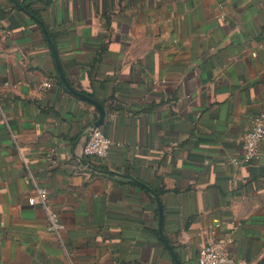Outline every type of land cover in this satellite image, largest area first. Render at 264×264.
<instances>
[{
	"label": "crops",
	"instance_id": "crops-1",
	"mask_svg": "<svg viewBox=\"0 0 264 264\" xmlns=\"http://www.w3.org/2000/svg\"><path fill=\"white\" fill-rule=\"evenodd\" d=\"M17 2L40 21L0 0V264H175L157 201L179 264L211 234L235 264H264V140L233 161L264 111V0ZM42 28L105 110L103 162L82 153L99 113L58 79ZM37 188L60 238L28 204Z\"/></svg>",
	"mask_w": 264,
	"mask_h": 264
},
{
	"label": "built area",
	"instance_id": "built-area-1",
	"mask_svg": "<svg viewBox=\"0 0 264 264\" xmlns=\"http://www.w3.org/2000/svg\"><path fill=\"white\" fill-rule=\"evenodd\" d=\"M1 34H7L4 31ZM6 86L9 84L6 83ZM51 87L50 81L42 83L41 88L48 90ZM264 140V111L260 112L252 122L251 129L246 133L242 142L241 157L234 159V163L241 165L250 164L258 159L260 155V145ZM113 146L111 139L105 137L97 128H92L87 134V141L83 147V155L97 162L107 159L110 149ZM32 181V176L28 177ZM28 204L34 206L39 204L46 211L47 222L46 231L57 238H60L64 230V224L60 221L58 214L53 210L48 192L45 189L37 188L36 196L28 199ZM197 264H235L232 256L223 246L217 243L212 234L201 248L197 255Z\"/></svg>",
	"mask_w": 264,
	"mask_h": 264
},
{
	"label": "water",
	"instance_id": "water-1",
	"mask_svg": "<svg viewBox=\"0 0 264 264\" xmlns=\"http://www.w3.org/2000/svg\"><path fill=\"white\" fill-rule=\"evenodd\" d=\"M13 2V4L18 8V9H22L20 4L17 2V0H11ZM44 33H45V36H46V39H47V42L49 44V47H50V50L53 54V57H54V62H55V66H56V70H57V73H58V78L60 79V81L62 82V84L65 86V88L70 92L72 93L73 95L79 97L80 99L84 100V101H87L89 102L90 104H92L98 111L99 113V119L98 121L95 123L94 125V128H99L103 125L104 121H105V118H106V113H105V110L104 108L102 107V105H100L98 102H96L95 100H92L90 98H88L87 96H84L82 94H79L78 92H76L71 86L70 84L68 83V81L66 80L64 74H63V71H62V68L60 66V63H59V59H58V56L56 54V51L54 49V47L52 46V43L48 37V35L46 34L45 32V29L42 28ZM111 173V172H109ZM138 185L144 187L145 189L149 190L148 188H146L144 185L140 184L137 182ZM149 192L152 193V191L149 190ZM153 194V193H152ZM157 204H158V211H159V218H158V233H159V238L160 240L164 243V245L168 248L170 254L173 256V259H174V262L175 264H179L178 262V259L176 257V255L174 254L172 248L169 246L167 240L165 239L164 237V234H163V229H162V209H161V206H160V203L159 201H157Z\"/></svg>",
	"mask_w": 264,
	"mask_h": 264
},
{
	"label": "trees",
	"instance_id": "trees-1",
	"mask_svg": "<svg viewBox=\"0 0 264 264\" xmlns=\"http://www.w3.org/2000/svg\"><path fill=\"white\" fill-rule=\"evenodd\" d=\"M20 6H21V10L23 11V12H25L26 14H28V15H30L31 17H33L34 19H36V21L37 22H39L40 21V17H39V15H38V13L36 12V11H34L31 7H30V5H27V4H25V3H22V4H20ZM59 79V78H58ZM102 165V164H101ZM101 165H99V166H95V168L96 169H98L101 173H105L106 171H108V168H106V167H104L103 165L101 166ZM159 192H161V191H159ZM159 194V193H158ZM157 194V195H158ZM156 235L158 236L159 235V233L157 234L156 233Z\"/></svg>",
	"mask_w": 264,
	"mask_h": 264
}]
</instances>
